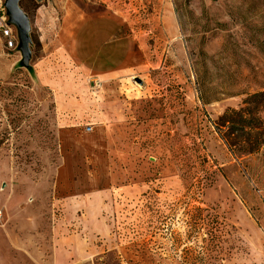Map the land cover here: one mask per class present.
Returning a JSON list of instances; mask_svg holds the SVG:
<instances>
[{"label":"rangeland","instance_id":"1","mask_svg":"<svg viewBox=\"0 0 264 264\" xmlns=\"http://www.w3.org/2000/svg\"><path fill=\"white\" fill-rule=\"evenodd\" d=\"M19 6L31 71L0 37V264H264V146L233 155L215 127L264 92V0ZM72 9L121 22L118 77L57 52ZM95 25L89 47L112 34ZM46 58L68 64L49 86Z\"/></svg>","mask_w":264,"mask_h":264},{"label":"crops","instance_id":"2","mask_svg":"<svg viewBox=\"0 0 264 264\" xmlns=\"http://www.w3.org/2000/svg\"><path fill=\"white\" fill-rule=\"evenodd\" d=\"M76 10L70 11L67 15L68 17L71 16L73 24L69 26V20H66L65 25L59 31L58 37L62 43L57 46V52L60 49V55L66 53L68 57H71L72 65H74L73 72L80 76H95V78L102 81L118 77L131 53L129 50V39L124 33L125 28L121 22L106 13L89 18L78 11L76 12ZM97 22L106 24V28H110L112 34L104 39L101 44L97 42L94 47H89L85 39L97 27L95 25ZM88 48L93 49L86 53ZM103 48H106V50H103ZM63 60L59 63H51L47 58L43 60L42 64H51L47 69V74L40 72L42 71L40 70L41 63H38L36 65L37 68H35L36 77L42 84L49 86L50 83L48 82L56 73V68L62 72L66 70L68 64ZM55 254L56 251L54 252ZM0 261L3 260L0 259ZM9 263L10 261H4L1 264Z\"/></svg>","mask_w":264,"mask_h":264},{"label":"trees","instance_id":"3","mask_svg":"<svg viewBox=\"0 0 264 264\" xmlns=\"http://www.w3.org/2000/svg\"><path fill=\"white\" fill-rule=\"evenodd\" d=\"M242 104L238 110L225 111L215 123L217 130H223L221 138L233 155L252 154L264 146V92L246 96Z\"/></svg>","mask_w":264,"mask_h":264},{"label":"water","instance_id":"4","mask_svg":"<svg viewBox=\"0 0 264 264\" xmlns=\"http://www.w3.org/2000/svg\"><path fill=\"white\" fill-rule=\"evenodd\" d=\"M20 0H4V8L8 23L14 27L17 36L16 51L19 53V64L21 67L29 70L31 60L32 41L30 37L31 28L28 16L19 6ZM40 2L41 0H35Z\"/></svg>","mask_w":264,"mask_h":264},{"label":"built area","instance_id":"5","mask_svg":"<svg viewBox=\"0 0 264 264\" xmlns=\"http://www.w3.org/2000/svg\"><path fill=\"white\" fill-rule=\"evenodd\" d=\"M0 37L3 39L6 48L10 51L16 50L17 36L13 26L8 23L4 8V0H0Z\"/></svg>","mask_w":264,"mask_h":264}]
</instances>
